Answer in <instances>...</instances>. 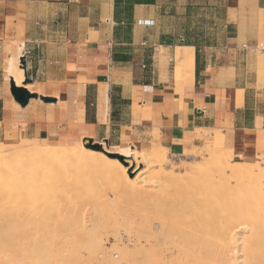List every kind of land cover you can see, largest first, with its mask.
Listing matches in <instances>:
<instances>
[{"label": "crops", "instance_id": "0c3cea01", "mask_svg": "<svg viewBox=\"0 0 264 264\" xmlns=\"http://www.w3.org/2000/svg\"><path fill=\"white\" fill-rule=\"evenodd\" d=\"M177 46L193 49L180 90ZM10 80L34 97L21 105ZM21 139L176 154L211 143L253 162L264 154V0H0V142Z\"/></svg>", "mask_w": 264, "mask_h": 264}, {"label": "bare ground", "instance_id": "6f19581e", "mask_svg": "<svg viewBox=\"0 0 264 264\" xmlns=\"http://www.w3.org/2000/svg\"><path fill=\"white\" fill-rule=\"evenodd\" d=\"M192 50V48L180 46L175 48L179 90L192 81ZM19 70L16 66L13 68L10 73L13 80L16 79ZM20 80H23L22 73ZM205 149L208 154L206 160H203L204 162L201 160L200 164L189 165L187 175L180 177L181 173H176L175 176L173 167L168 171L162 170L164 148L158 143L153 144L147 151H137L135 148L125 150L123 151L125 158L122 159L109 158L100 151L66 144L61 147L47 144L36 145L25 139L16 145L0 143V246H4L0 248V261L7 260L12 263L10 260H13L16 264H23L24 260L17 252L22 248L20 244L23 242V236L19 231L23 228L38 227L46 230L48 234L51 232L50 235H59L62 230H65L64 228H67L69 222L72 225L75 223L78 225L76 215L70 216V221L63 216L57 217L59 215L57 204L47 202L41 205L44 208H39L38 214L28 209L30 199L27 197L33 195L29 190L32 180H38L44 172L49 174L52 168L51 162L56 157H62L64 160H75L82 164L95 163L104 170L105 176L113 187L110 186L108 190L102 189L100 194H92L94 200L107 198L119 186L132 188L137 193L141 192L143 184L139 185L138 180L145 181L143 178L146 173L151 172V167L155 165H158V171L152 170L153 174L149 173L150 177L145 181L152 186L158 185L162 189L167 187L174 192H180L176 189L175 183L181 180L180 178L188 180L191 185L182 187L185 193L183 199L170 198L161 207L159 206L160 208L155 209V213L160 211L161 214L157 216L158 221L154 222L153 229L157 231L170 229L172 226L177 227L182 221L181 215H187L189 217L184 216V219L193 220V226L200 231L199 238L211 244L205 251L204 258L194 264H264V218H258L260 214L264 215V166L261 168L257 164L247 163L240 157L230 162L229 158L233 157L230 150H227V155H222L216 146L210 144L205 146ZM196 155L203 157L205 154L199 151ZM141 161L147 163L143 168L139 167ZM170 164L171 162L168 165ZM36 165L46 167V171H41L38 175H32L31 172L28 175L24 172L27 168H33ZM133 166V171L138 170V174L137 177L130 178L128 173ZM58 167L61 168V166ZM227 171L229 175H226ZM201 178L200 184L198 181ZM244 195L249 196L250 200H245ZM139 199L141 200L140 196L137 202ZM142 214L140 212L137 214L138 228H141L143 224L144 215ZM7 230H9L8 235ZM244 232L247 234H242ZM7 240L13 242L9 245L10 247L6 243ZM154 242L157 243V240ZM139 252L140 250L135 253L133 264H144L139 258L143 255L140 256ZM237 253L239 257H236ZM149 254L151 253L145 254L147 255L146 258L144 257L145 261L152 255ZM231 254L234 255L233 259ZM42 261H45V264H53L54 260ZM40 263L44 262L40 261Z\"/></svg>", "mask_w": 264, "mask_h": 264}, {"label": "rangeland", "instance_id": "374dc122", "mask_svg": "<svg viewBox=\"0 0 264 264\" xmlns=\"http://www.w3.org/2000/svg\"><path fill=\"white\" fill-rule=\"evenodd\" d=\"M177 63L176 61V65ZM176 65L174 60L171 68L174 69L177 83L179 74L178 70H176ZM258 70V75L260 76L262 74V67L259 66ZM22 140L14 143V145L20 143ZM25 140L36 145L47 144L55 146L57 144L58 147L64 145V143L58 141H53L56 143L53 144L50 141ZM0 143L6 144L4 142ZM209 144L211 145V143L207 145ZM207 145L204 144L197 147L191 153L183 154L172 153L163 147L164 163H162V170L168 171L173 167L175 176L176 173H181L180 177H184L189 171V165L200 164L201 160H206L208 154L206 153L205 146ZM76 147L100 151L104 155H106L105 152H110L122 154L123 156V151L134 149V147H110L105 141H86ZM217 148L222 155H227V149L222 147ZM148 149L146 148L143 151H147ZM135 150L137 149L135 148ZM199 151L205 155L198 157L196 153ZM236 158L230 157L229 161H236ZM65 162L70 164H64ZM170 162L171 164L168 165ZM51 163L52 168L49 174L48 172L47 174L44 172L38 180H32L29 190L33 195L27 197L30 199L28 201L30 204L28 209L37 213L39 208H44L41 205H45L47 202L57 204L59 207V215L57 217L63 216L65 219H69L70 216L76 215L78 225L76 223L72 225L69 222L67 228H64L65 230H62L59 235H50L51 232L48 234L46 230L38 227L23 228L22 231H19L23 236V242L20 244L22 248L17 250L20 257L24 260L23 264H45V261L42 260L46 259L54 260L53 264H133L134 256H136L135 253L138 250H140V256L143 255L139 258L143 260L144 264H194L204 258L205 251L209 249L211 244L209 241L199 238L200 231L196 226H193L191 218L189 220L184 219V216H189L181 215L183 216L182 221L177 227L172 226L170 229L157 231L153 229L154 222L158 221L157 216L161 214L160 211L155 213V209L160 208L170 198L183 199L185 193L182 191V187L186 188L191 185L188 180L180 178L181 180L175 183L176 189L180 192H174L167 187L162 189L158 185L152 186L145 181L149 179L150 174H153L152 170H155L154 172L158 171L159 167L155 165L151 167L152 169L150 168L151 170L149 169L151 172L148 171L146 173L143 178L145 181L138 180L139 185L143 184L144 187L141 188V190L143 189L141 192L137 193L132 188L119 186L107 198L94 200L92 194H100L102 189L108 190L112 185L99 165L95 163L82 164L75 160L67 161L62 159V157H56ZM250 164H257L263 168L264 154L258 156ZM146 165V162L141 161L139 167L143 168ZM58 166H61V168ZM133 169L134 166L129 169L128 175L130 178L137 177L138 170L133 171ZM26 170L28 172H24L28 173V175L29 172L32 175H38L41 171H46V167L42 168L36 165ZM226 175H229L228 171ZM201 181L202 178L198 182L201 184ZM97 196L100 197L99 195ZM138 196L141 197L139 202H137ZM244 199L250 200L247 195H244ZM140 203L141 207H139ZM138 211L144 215L141 228H138ZM50 217L52 218V216ZM258 218L262 219L264 215L260 214ZM75 226L76 228H74ZM8 233L9 230H7L6 234L8 235ZM242 234H247V232ZM8 240L6 243L10 247L9 245L13 244V242L12 240ZM154 240H157V243L159 242L160 244H157ZM2 247L4 246H0V248ZM5 247L7 246L5 245ZM148 251L152 255L149 254L151 255L150 258H147L145 261L147 257L145 254L149 253ZM231 255V259H233L234 255ZM235 255L239 257L238 253ZM150 259L152 262H149L151 261ZM4 261L1 260L0 264H12L14 262L13 260H10L12 263L7 260ZM40 261L44 263H40Z\"/></svg>", "mask_w": 264, "mask_h": 264}, {"label": "water", "instance_id": "95a60500", "mask_svg": "<svg viewBox=\"0 0 264 264\" xmlns=\"http://www.w3.org/2000/svg\"><path fill=\"white\" fill-rule=\"evenodd\" d=\"M10 90L14 99L18 101L21 105H25L30 97H34V94L27 92L25 88L15 86L13 80H10ZM44 100L47 101V98H44ZM105 154L111 158H124L122 154L118 153L105 152Z\"/></svg>", "mask_w": 264, "mask_h": 264}, {"label": "built area", "instance_id": "2783aa9c", "mask_svg": "<svg viewBox=\"0 0 264 264\" xmlns=\"http://www.w3.org/2000/svg\"><path fill=\"white\" fill-rule=\"evenodd\" d=\"M242 47H243L244 49H247V48H249V46H248V45H246V44H243V45H242Z\"/></svg>", "mask_w": 264, "mask_h": 264}, {"label": "trees", "instance_id": "16d2710c", "mask_svg": "<svg viewBox=\"0 0 264 264\" xmlns=\"http://www.w3.org/2000/svg\"><path fill=\"white\" fill-rule=\"evenodd\" d=\"M115 1V3H117V0H114ZM123 59H125L126 60V58H123Z\"/></svg>", "mask_w": 264, "mask_h": 264}]
</instances>
